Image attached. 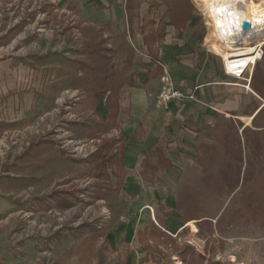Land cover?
Masks as SVG:
<instances>
[{
    "label": "rangeland",
    "instance_id": "rangeland-1",
    "mask_svg": "<svg viewBox=\"0 0 264 264\" xmlns=\"http://www.w3.org/2000/svg\"><path fill=\"white\" fill-rule=\"evenodd\" d=\"M71 1L0 0V62L16 57L20 64L27 63L26 60L29 59L32 65L37 66L45 61L53 71H47L42 77V86L37 87L39 79L34 70L23 77L20 88L34 90L41 95L40 98L49 95L54 97L56 93L58 95L54 108H44L48 104H39L40 108L29 123L16 124L11 128L3 118L6 97L0 98V124L7 126L0 133V144L4 151V155L0 156V174L13 172L21 175L19 178L12 176L23 187L14 190V193L21 195V198H17L19 202L30 200L33 208V211L28 210L22 214L23 227L12 238L29 239L27 235L33 233V237L36 234L46 237L44 238L48 240L51 252L48 251L43 258L35 259L32 264H264V149L260 152L252 151L248 149V143L241 140L244 170L250 162L251 172L248 182L233 195L225 189L217 193L212 187L207 189L204 185V179L209 174L207 172L212 170L218 173L229 160L226 158L227 154L224 155L223 148L209 154L203 150L205 157L199 153L196 156L198 161L185 170L177 188L178 214L183 223L189 219L192 221L187 225L189 228L173 233L171 227L168 229L165 226V206L154 213L149 206L132 203L129 198L124 200L126 198L120 197L116 179L114 186L109 181H100L95 177L96 172L90 161L81 162L79 156H72L71 148L68 151L59 148L57 142L61 139L56 135L66 132L64 135L68 138L77 136L70 126L71 122H88L93 128L103 123L100 118L95 123L90 116L71 112L72 105L79 103L78 101L88 102L89 106H93L89 101L93 100V92L78 83L86 75L81 64L88 61L83 55L87 43L93 41L94 36L97 38L93 43L100 36L106 37L108 57H112L116 67L124 64L126 43H133L140 52L146 51L143 43L141 46L136 45L135 40L124 33V21L112 24L110 28H97L96 25H104L105 22L102 11L91 8L94 0ZM145 1L149 3V0ZM165 7L167 5L162 3L160 9H154L150 14L143 12L148 19L144 20L148 30L154 27L153 23L161 20ZM197 9L199 10V6H194V10ZM153 15L156 20L150 19ZM201 21L203 22L202 18L200 25ZM167 25L168 18H165L160 26ZM98 30L100 36L95 35ZM202 31H206L205 27ZM258 63L264 70V59ZM53 73L56 78L51 75ZM20 88L17 86L13 94L20 93ZM77 89L80 90L75 92ZM247 121L250 122L251 119ZM238 128L239 135L243 138V128ZM114 130L121 132L114 127L106 132L95 130V138L86 131V136L90 135L92 138H74L98 141L99 143L93 144L96 146L107 141L120 143L122 132L119 137L110 136L114 134ZM216 137L215 134L212 139L214 146L218 145ZM27 140L28 144L24 145ZM5 145L11 147L10 153ZM20 147L23 150L20 151ZM114 150L111 154H115ZM60 157L64 158L66 165L54 167V161ZM9 160L14 164L7 165L4 169V164ZM206 160L213 162V165H204L203 161ZM57 169H61L63 176L69 175L71 171V178L53 183ZM3 178L6 181L12 180L9 175ZM152 183L159 187L164 185L160 179ZM63 184L69 185V192L72 189L69 193L72 194L69 198L71 205L61 209L54 207L53 203L48 204L54 207L52 209H38L34 200L43 198L47 201L57 193L60 195L61 189L57 186ZM189 191L199 195V211L182 206L181 202ZM191 224L195 225L197 231L192 230ZM55 226L65 227L61 237L49 236L50 230ZM56 245L58 247L55 250L51 249Z\"/></svg>",
    "mask_w": 264,
    "mask_h": 264
},
{
    "label": "crops",
    "instance_id": "crops-1",
    "mask_svg": "<svg viewBox=\"0 0 264 264\" xmlns=\"http://www.w3.org/2000/svg\"><path fill=\"white\" fill-rule=\"evenodd\" d=\"M64 1L72 2L71 0ZM133 1H135L134 14L137 15V18L134 20L132 29L129 28L128 23L127 0H94L92 7L90 6L95 11L96 9L101 10L104 17L105 24L96 25L97 28H110L112 24L116 25L118 22L124 21L126 23L124 33L130 39H134L136 45L139 46L143 43L142 45L146 48V51L140 52L133 43L131 45L126 43L124 64L121 67H116L112 61L111 68L122 71L126 68L127 56L133 58L124 74L125 78L127 77V84L120 93L119 113L114 124V127L122 132L120 143H116L114 146L116 148L119 145V148L114 151L118 152L120 164L114 165L108 170L109 183L114 186L116 179L120 197L126 198L124 200L129 198L132 203L149 206L154 213L160 207L165 206L167 213L165 226L168 229L171 227V232L176 233L189 228L187 225L190 224L182 222L177 210L179 190L177 188L185 170L198 161L196 156L201 153L199 150L201 147L215 145L212 140L216 130L214 127L221 119L240 121L246 127L264 105V98H261L253 90L252 79L250 87H244L225 73L221 54L211 50L210 45L206 42L209 26L200 13L194 10L192 0H188L191 14L183 26L184 28L176 27L170 21V16L165 13L167 10L165 7L166 10L162 12L161 20L153 23L154 27L149 30L144 25V20H148L144 13L150 14L149 12L154 9H160L162 3L165 5V0H157L160 6L154 8H151L150 0L149 3L145 0ZM165 18H168V25L162 27L160 23ZM201 18L203 22L201 21L200 25ZM150 19L156 20L157 18H154L153 15ZM204 27L206 31L203 33ZM144 30L146 35L154 37L158 36L160 32H164V38L147 46L144 43ZM114 54L117 52L114 51ZM26 61L27 63L20 64L16 57H9V59L0 62V98L6 97L5 107L2 111L5 116L3 118L6 119L5 124L9 128L16 124L29 123L40 108L39 104H48V107L44 108L52 106L54 108L56 105L57 93L54 94V97L49 95V97L40 98L41 95L36 94L34 90L20 88L23 85L21 80L30 72L35 70V74L38 75L39 85L37 87H39L42 86L41 79L46 75L45 73L53 71V68L45 61L40 62L37 66L32 65V61L29 59ZM163 68L172 74L177 88L182 93H189L193 98H188L186 102L172 100L168 107H162L158 101V95L163 87L161 81L164 74ZM254 72L255 67L253 74ZM54 77L56 78L55 75ZM51 84L53 85L54 81ZM17 86L20 88V93L13 94L16 92ZM79 90L77 89L75 92ZM49 94L52 95V92ZM108 95H94L93 100L89 99L93 106H89L88 102L78 101L79 103L72 105L71 112L90 116L95 123L99 118L103 122H108L110 112L105 103ZM247 119H251V121L248 122ZM99 123L100 121L97 124ZM90 125L88 122L70 123L75 135L82 138L87 137L85 131L87 134L91 133L90 135L96 133L95 130L89 129ZM77 136L74 137L79 138ZM89 136L87 138H92ZM100 146H97L98 150L90 157L79 160L87 162L99 151ZM63 159L60 157L54 161V167L66 165ZM12 164L14 163L9 160L4 164V169L7 165ZM63 174L61 169H57L53 183L63 182L64 179L68 180L72 175L71 171L69 175L63 176ZM5 175L7 177L9 175L11 179L15 175V178L21 176L13 172L0 174V264H32L35 259L43 258L48 251L51 252L48 240L45 239V236L37 234L33 237L34 233L27 235L29 239L25 237L22 240L12 238L22 229L24 222L22 217L25 212L33 211V208L30 200L22 199L26 202L17 200V198H21V195L15 194L14 190L23 187L19 181L14 179L6 181L3 178ZM158 179L164 182L162 187L152 183L153 181L157 182ZM68 186L64 184L57 186L58 189H61L59 190L60 195L57 193L53 197H49L47 201L43 198L34 200V204L42 211L57 206L64 209V206L61 205L64 200L66 203L72 202L69 199L72 196L69 194L72 189L69 192ZM64 194H67V198L64 197ZM48 204H53L54 207ZM64 228V226H55L50 230L49 236L61 237L65 231ZM59 243L58 241V246H60ZM58 246H52L51 249L55 250V247Z\"/></svg>",
    "mask_w": 264,
    "mask_h": 264
},
{
    "label": "trees",
    "instance_id": "trees-1",
    "mask_svg": "<svg viewBox=\"0 0 264 264\" xmlns=\"http://www.w3.org/2000/svg\"><path fill=\"white\" fill-rule=\"evenodd\" d=\"M164 3L167 5L166 13L170 16V21L176 27L184 28L183 26L191 14V6L189 5L188 0H165ZM159 6L160 5L158 4L157 0H151V8ZM126 10L128 14L129 28L132 29L131 27L134 23V20L137 18V15L134 14L135 1L127 0ZM96 34L98 36L101 35L99 30L95 33V35ZM96 38L97 37L94 36L93 41L90 40L86 45V50H84L83 55L86 57V59H88V61H83L81 64V67L84 69L86 75L84 76L83 80L78 81V83H81V85L85 88H89L88 90L93 92L94 95L109 94L105 101L110 112L108 122L100 123L99 125H96V128H93V126L89 127L90 130L108 131L114 127L115 121L118 118V100L120 98L122 89L124 88L125 84H127V77L125 78L124 74L127 72V69L130 63L133 61V58H130L129 55L127 56L126 68L122 71H118L113 67L111 68L113 59L112 57H108L109 50L105 44L106 39L100 36L99 40L96 41V43H93L95 42ZM162 38H164V32H160L158 36L154 37L153 35H146L144 30V43H146L147 46H150L152 43H155L157 40ZM151 54L152 53L150 51V55ZM152 59L154 58L152 57ZM251 84L253 90L261 98H264V70L261 69L260 64L255 66V72L253 74ZM239 126L243 128V138H241L239 135ZM6 127V125L0 124V133ZM214 129H216L215 134L217 135L216 142L218 145H205L199 150L202 156L205 157V151H207L209 154L212 152H217L219 148H223V152H225L224 155L226 156L227 154L226 158L229 160L225 163L223 169L219 170L218 173L212 170L207 172L209 174L204 179V185L207 189H209L208 187H212L217 193H221L225 189L233 195L241 188L243 184H245V182H248L249 174L251 172L249 169L251 165L250 162L247 163L246 170H244L245 158L241 140L244 139V143H248V149L252 151L260 152L262 149H264V105L260 108V110H258L257 115L254 117L251 123V126L245 127L240 121H235L233 119H221ZM94 134L95 133L92 135L93 137L96 136ZM114 146L115 141H107L103 143L100 146L99 151L88 160L93 164L94 172H96L94 175L100 181H109L110 176L108 170L114 165L120 164L119 155L117 153L111 154L112 150H114ZM203 164L211 167L213 162L206 160L203 161ZM64 195L66 197L67 194ZM199 202V195L196 192L192 193L189 191L187 194H185L181 204L182 206H185V208L187 207L191 208L192 210L199 211ZM61 205L66 207L71 205V203H66L64 200V203ZM190 221L192 220L189 219V221L187 220L184 223L188 224ZM191 249L189 248V250Z\"/></svg>",
    "mask_w": 264,
    "mask_h": 264
},
{
    "label": "built area",
    "instance_id": "built-area-1",
    "mask_svg": "<svg viewBox=\"0 0 264 264\" xmlns=\"http://www.w3.org/2000/svg\"><path fill=\"white\" fill-rule=\"evenodd\" d=\"M252 1L255 2V0ZM192 2L194 6H196V8L197 6H199V10L197 9V12L200 13V16L207 22L208 14L203 10V8H201V4L197 2V0H192ZM241 5H243V3ZM231 22L233 24V21ZM243 23H240L238 21L234 22V30L233 27H231L232 35L229 36V39H226V45L232 46V48H230L228 51L229 57L228 59H226L224 55H221V58L225 73L228 76L233 77L237 84H242L244 87H250L254 67L259 61L264 59V28L262 27L263 31L258 30L257 32L256 27L250 24L251 29L245 30ZM1 26L2 25L0 23V27ZM245 41H248V46L252 51L249 53H238V51L244 49L245 46L243 48L242 46ZM251 59H254L256 61L252 63ZM163 72L164 74L161 78L163 87L158 95V101L160 102L162 107H168L172 100L186 102L188 98H193L192 95H189V93H182L177 88L172 74H170V72L166 68H163ZM64 133L66 132H63L62 135H56L58 139H61V141H58L59 148L63 149L64 151H68V148H71V150H73L70 153L72 156L75 154L74 157L79 156L78 158L80 160H85V158L90 157L94 152L98 150V147L96 145H93L95 143H99L98 141H83L74 137L68 138L64 135ZM120 134L121 132H117L116 130H114V134H110V136L116 135V137H119ZM29 140H27L24 145L28 144ZM22 147H20V151L23 150ZM2 148L3 145L0 144V156L4 155V151L2 150ZM5 148L6 150H8V153L11 152V147H7L5 145Z\"/></svg>",
    "mask_w": 264,
    "mask_h": 264
},
{
    "label": "bare ground",
    "instance_id": "bare-ground-1",
    "mask_svg": "<svg viewBox=\"0 0 264 264\" xmlns=\"http://www.w3.org/2000/svg\"><path fill=\"white\" fill-rule=\"evenodd\" d=\"M197 2L208 14L209 33L206 42L210 45L211 50L224 55L226 59L229 57V49L232 48L231 45H226V39L232 35L231 27L234 30L235 21L254 25L257 32L264 28V0L257 2L252 0H197ZM248 44V41H245L242 46V48L245 46L244 49H240L241 51L238 53L251 52ZM251 61L254 63L256 60L251 59ZM191 228L194 232L197 231L194 224H191Z\"/></svg>",
    "mask_w": 264,
    "mask_h": 264
},
{
    "label": "water",
    "instance_id": "water-1",
    "mask_svg": "<svg viewBox=\"0 0 264 264\" xmlns=\"http://www.w3.org/2000/svg\"><path fill=\"white\" fill-rule=\"evenodd\" d=\"M243 25H244V29L245 30H250L251 29V25L249 23L244 22Z\"/></svg>",
    "mask_w": 264,
    "mask_h": 264
}]
</instances>
